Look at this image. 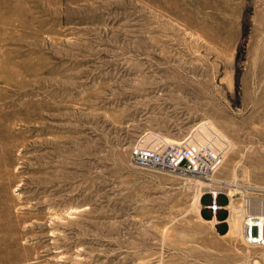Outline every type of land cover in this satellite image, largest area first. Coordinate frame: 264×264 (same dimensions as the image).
<instances>
[{"label":"rangeland","instance_id":"374dc122","mask_svg":"<svg viewBox=\"0 0 264 264\" xmlns=\"http://www.w3.org/2000/svg\"><path fill=\"white\" fill-rule=\"evenodd\" d=\"M160 144L215 170L134 166ZM245 210L264 212V0H0V264H264Z\"/></svg>","mask_w":264,"mask_h":264},{"label":"built area","instance_id":"2783aa9c","mask_svg":"<svg viewBox=\"0 0 264 264\" xmlns=\"http://www.w3.org/2000/svg\"><path fill=\"white\" fill-rule=\"evenodd\" d=\"M184 145H141L135 148L131 161L135 167L177 173L181 176H191L207 179L214 172L217 160L208 151L198 152L191 156L185 153ZM209 155V156H208ZM191 156V159L187 158ZM213 157L212 160L210 157ZM218 157V156H215ZM221 195L213 193L214 206L212 212H217L216 200ZM243 238L247 246L264 248V212L245 210Z\"/></svg>","mask_w":264,"mask_h":264},{"label":"bare ground","instance_id":"6f19581e","mask_svg":"<svg viewBox=\"0 0 264 264\" xmlns=\"http://www.w3.org/2000/svg\"><path fill=\"white\" fill-rule=\"evenodd\" d=\"M212 195H213V194H212ZM216 195L218 196V194H216ZM231 204L233 205L232 201H231ZM232 207H233V206H232ZM233 208H234V207H233ZM257 208H258V207H257ZM219 209H220V208H219ZM219 209H218V210H219ZM221 209H223V210H226V211H227L229 208H228V207H224V208H221ZM231 209H232V208H231ZM233 210H234V209H233ZM233 210H232V211H233ZM231 214H232V213H231ZM237 217H238V216H236V218H237ZM236 218H234V219H236ZM239 218H240V217H239ZM239 218H237L236 220H238ZM230 219H231V218H230ZM241 219H242V217L239 219V221H240V222L236 221V224H235V222H233L235 225H234V224L232 225V223L230 222V223H231V225H232V229H234V228H235V226H237V225H238V223H241ZM228 220H229V219H228ZM228 220H227L225 223H227V222H228ZM230 221H231V220H230ZM212 222H213V223H217V224H218V220H217V219H215V218H213ZM237 222H238V223H237ZM228 223H229V222H228ZM242 223H243V222H242ZM241 225H242V224H240V226H241ZM240 226H239V227H240ZM242 226H243V225H242ZM230 227H231V226H230ZM237 227H238V226H237ZM239 229H240V228H239ZM239 229L237 228V230H239ZM234 230L236 231V229H234ZM234 230H233V231H234ZM241 233L243 234L242 230H241Z\"/></svg>","mask_w":264,"mask_h":264}]
</instances>
